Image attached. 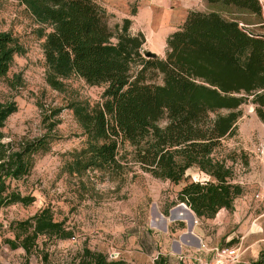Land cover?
<instances>
[{"label":"trees","instance_id":"trees-1","mask_svg":"<svg viewBox=\"0 0 264 264\" xmlns=\"http://www.w3.org/2000/svg\"><path fill=\"white\" fill-rule=\"evenodd\" d=\"M18 1L38 25L46 84L63 92L64 81L75 77L103 87L98 102L72 99L66 105L82 140L69 153L64 173L79 177L95 171L120 179L133 166L172 185L182 182L176 200L197 219H211L219 210L232 208L241 188L232 182L229 156H220L222 141L235 135L240 108L247 103L264 124V34L249 31L243 24L250 22L240 23L221 10L259 19L258 0H205L213 8L188 10L166 36L161 56L142 52L144 37L128 32V17L112 30L95 0ZM21 52L17 38L0 30V79ZM15 111L14 103L0 102V210L34 201L12 183L26 177L34 157L47 153L57 139V122L49 117L60 110L51 109L42 118V135L3 142L1 129ZM189 169L205 180L186 181ZM9 228L13 238L3 243L26 254L40 236L72 238L71 230L54 221L47 207ZM76 264L126 262L82 248ZM152 264L169 262L159 254ZM249 264H264V250Z\"/></svg>","mask_w":264,"mask_h":264},{"label":"rangeland","instance_id":"rangeland-1","mask_svg":"<svg viewBox=\"0 0 264 264\" xmlns=\"http://www.w3.org/2000/svg\"><path fill=\"white\" fill-rule=\"evenodd\" d=\"M103 6L108 26L114 30L128 17V32H141L142 48L164 51L165 38L183 21L188 10L213 8L205 0H95ZM259 19L221 10L240 23L264 20V0ZM221 9V8H220ZM243 25L264 34L261 25ZM0 30L9 31L23 47L14 55L5 77L0 79V102H12L16 111L5 121L3 142L31 139L45 130L43 116L59 109L57 137L50 150L34 157L29 174L12 186L21 195H30L29 206L15 204L0 210V264H76L82 248L101 252L107 259L126 264H152L157 255L169 264H249L264 250V124L250 104L240 108L235 135L222 141L220 156L227 154L232 182L241 188L230 210H219L211 219H197L176 193L183 185L154 179L132 166L122 178L86 171L69 176L62 167L69 153L78 148L80 129L66 109L69 100L90 104L100 100L102 86L87 85L69 77L63 92L54 91L44 80L38 25L18 0H0ZM48 122V121H46ZM186 181H204L195 169L185 174ZM47 207L54 221L71 230L68 240L38 237L30 253L10 250L4 239H12L9 225L27 219ZM231 252L218 257L219 252Z\"/></svg>","mask_w":264,"mask_h":264},{"label":"crops","instance_id":"crops-1","mask_svg":"<svg viewBox=\"0 0 264 264\" xmlns=\"http://www.w3.org/2000/svg\"><path fill=\"white\" fill-rule=\"evenodd\" d=\"M260 17H262V11H261V15H260ZM264 23V20H259L258 22H250V23H248V24H246V25H261V24H263ZM259 34H261V32H259ZM263 34V33H262ZM165 42V41H164ZM152 52V51H151ZM153 53H155V54H157V55H159V51H157V52H153Z\"/></svg>","mask_w":264,"mask_h":264},{"label":"built area","instance_id":"built-area-1","mask_svg":"<svg viewBox=\"0 0 264 264\" xmlns=\"http://www.w3.org/2000/svg\"><path fill=\"white\" fill-rule=\"evenodd\" d=\"M229 254H231V252L221 251L219 252L218 257H222V256L229 255Z\"/></svg>","mask_w":264,"mask_h":264},{"label":"water","instance_id":"water-1","mask_svg":"<svg viewBox=\"0 0 264 264\" xmlns=\"http://www.w3.org/2000/svg\"><path fill=\"white\" fill-rule=\"evenodd\" d=\"M142 52L147 55V54H151V55H155V53L151 52V51H148V50H142Z\"/></svg>","mask_w":264,"mask_h":264}]
</instances>
